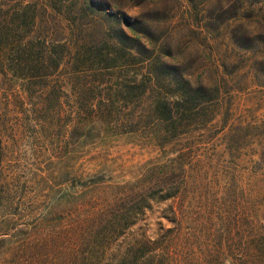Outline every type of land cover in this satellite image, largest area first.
<instances>
[{"label":"rangeland","instance_id":"obj_1","mask_svg":"<svg viewBox=\"0 0 264 264\" xmlns=\"http://www.w3.org/2000/svg\"><path fill=\"white\" fill-rule=\"evenodd\" d=\"M0 264H264V0H0Z\"/></svg>","mask_w":264,"mask_h":264},{"label":"trees","instance_id":"obj_2","mask_svg":"<svg viewBox=\"0 0 264 264\" xmlns=\"http://www.w3.org/2000/svg\"><path fill=\"white\" fill-rule=\"evenodd\" d=\"M22 17V16H21ZM23 18V17H22ZM17 20H19L18 19V17H17V19H15V18H13V20H12V23L13 22H15V21H17ZM151 76V75H150ZM180 79H181V81H183L184 82V85L186 86V87H188V88H191L189 85V82L187 81V80H184L182 77H181V75H180V77H179ZM193 95H191V90H190V92H187V91H183L181 94L180 93H178V106H181L182 105V103H184V101H186L185 103H188L191 99H193ZM158 108H162V110L163 111H161V116H164V114H166L165 112H166V110L164 109V106L163 105H161V106H158ZM133 257L131 256V259H132ZM125 260H123L121 263H123Z\"/></svg>","mask_w":264,"mask_h":264}]
</instances>
